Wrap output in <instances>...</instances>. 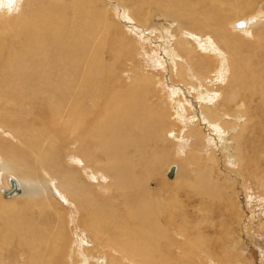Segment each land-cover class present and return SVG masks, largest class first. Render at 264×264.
<instances>
[{"label": "rangeland", "instance_id": "374dc122", "mask_svg": "<svg viewBox=\"0 0 264 264\" xmlns=\"http://www.w3.org/2000/svg\"><path fill=\"white\" fill-rule=\"evenodd\" d=\"M69 1L0 0V82L12 84L18 79V74L24 77L22 71L25 70L20 63L25 60L29 62L31 56H15L20 55L18 37L26 28L27 20H42L48 14V4H53L57 10H61L59 6ZM165 1H169L178 17L167 15L170 11L157 6L153 3L154 0H122L125 6L121 7L120 3L116 2L117 9L114 14H107L108 19L111 17L114 27L107 37L109 40L106 38V46L113 44L111 38H115L117 43L113 49L109 47L103 50L101 58L108 61L109 50L119 55L114 67L120 68L123 65V75L120 72L112 78L105 72L95 86L85 85L83 82L87 78V68L82 67L85 73L81 76L79 72L80 78L70 82L74 90L79 87L80 80L83 81L82 114L86 122L77 123L79 128L76 132L79 131L80 134L68 137L64 130L59 131L60 127L56 123L58 117L44 113L37 115L35 124L30 125L34 115L29 117V112H36V106L39 105L35 102L39 98L37 96H42L38 100L46 98L42 95L41 88H45L42 82L38 83L41 88L33 90V95L25 90L20 92V96L25 98L24 102H11L6 105L7 112L0 111V186L5 185L7 177L34 181L32 187L23 183L22 194L14 199H3L0 194V204L6 206L0 209V264H111V256L105 253V243L97 241L94 236L97 234L96 230L90 228L92 221L97 224L100 233L109 234L110 238L116 239L114 242L119 240L130 256L135 255V260H139L141 255L149 260L150 253L153 259L150 264H264V103L260 96L254 95L251 104L247 94L253 80L262 81L264 84V78H260V74L264 76V21L253 25V36L257 37L255 41L243 37L240 33L235 34L228 26L238 16L258 9L259 3L260 8L264 10V0H250V7L246 6V0H188L189 5L177 2L186 0ZM93 2L92 6L96 11L106 8V0ZM127 8L132 9L133 19L129 16ZM154 14H157V19ZM163 23L173 26L166 35L159 30L164 27ZM179 24H185L189 30L202 32L203 36L213 41L219 53L223 54L220 60L212 54L200 51L201 49L189 40L197 54L193 56L192 63H188L185 55L181 54L173 43L172 37L176 36L175 31ZM116 25L119 29L115 28ZM102 26L99 27L100 30L103 29ZM14 30H19V33H13ZM122 36H125V42L120 44ZM142 37H145V40ZM96 38L103 40L102 31ZM5 44L8 46L3 47ZM119 48L123 51L120 52ZM169 49H176L177 52H173L181 57V62H185L188 74L194 78L197 76L199 86L206 89L208 94L213 93L208 96L210 98L206 107L219 114L215 122L211 123L208 118L203 117L195 105L197 101L194 94L191 96L184 86H178L179 70L173 65V70L170 71L171 62L167 59L166 52ZM215 49L214 47L212 50ZM90 55L91 52L87 56ZM217 61L221 66V69H218L221 72L217 70L218 73L213 69ZM89 62H92V57ZM112 63V60L107 62L105 68H110ZM88 67L90 72H104L105 69L95 64H89ZM182 71L187 80L189 75L185 74V70ZM234 75L238 81L230 85ZM137 77L144 80L140 87L130 90ZM30 79L32 81L33 77ZM35 82L32 83L37 85ZM230 89L237 90L242 103L249 106L250 115L257 116L244 131L246 137L241 146L242 159H236V143L227 137L232 134L237 136L246 125V120L240 114L223 115V109L219 108L221 105L230 111L235 106L228 102L230 96L226 93ZM257 89L261 90L259 87ZM114 94L126 100L128 97H134L135 101L132 104L125 103L127 107L124 106L121 112L120 109L116 112L118 103H115L117 99H114ZM31 98L33 100H30ZM188 100H191L192 107L185 103ZM240 100L237 99L239 104ZM129 112V120L125 119V125L120 127L117 118H123L129 115ZM92 117L95 121L90 122L91 126H88L87 122ZM222 122L229 124L227 128L222 127ZM116 127L121 129L117 130ZM28 128L32 129L38 138V149L47 155L46 165L39 161L41 157H35L37 150H28L25 146L23 148L21 137L14 133L19 129L26 134L29 132ZM59 132L62 133L63 139L57 142L53 138ZM83 132L97 135V138L102 140H97L99 144L95 146L97 142L92 140V136H83ZM118 133L122 134L125 142L117 141ZM82 136L84 142H81ZM67 138L70 143L66 141ZM18 160L19 166L16 167ZM39 166L41 170H38ZM170 167L174 168L172 178L167 176ZM93 171L99 172L100 176H94ZM116 171L122 179L127 175L140 178L132 181L127 201L115 186ZM69 174H73L71 181L76 179L78 183L83 182L88 186L91 195L99 204L104 205L112 200L119 207L125 202L120 210L113 211L112 221L108 220V215L101 213V222H98L89 218L86 210L77 206L80 198L68 195L74 192L71 190L72 184L68 183L70 189H65V180ZM41 189L46 191L45 196ZM82 194V197H85L84 193ZM149 196L155 201L149 202ZM140 204L147 205L148 215L151 214L148 219L146 216L141 218L137 209ZM9 206L11 209H7ZM30 210L40 215L38 226L42 228V232L47 228L53 230L56 227L57 231L53 234L58 239L61 237L59 250L50 262L44 256L46 236H38L42 241H39V249L28 253L27 256L19 245L17 235L23 224L20 223L18 213L28 212L27 216L30 217ZM160 214L162 216L158 218ZM153 223L156 224L151 227ZM166 233L168 238H164ZM149 235L152 236L151 239L148 238ZM129 245L134 249L128 250L126 246ZM72 260L75 261L72 263Z\"/></svg>", "mask_w": 264, "mask_h": 264}, {"label": "bare ground", "instance_id": "6f19581e", "mask_svg": "<svg viewBox=\"0 0 264 264\" xmlns=\"http://www.w3.org/2000/svg\"><path fill=\"white\" fill-rule=\"evenodd\" d=\"M7 1L10 2L11 0H7ZM61 1H63V0H61ZM116 2H119L121 7L125 6V4L122 2V0H106V4H105L106 8L105 9H100L99 8L98 11H96L93 8V6H92V4L94 3L93 0H70L69 2H64V3H62L59 6L61 10H57L54 6H52L53 4H48L47 5L48 6V14L45 15L42 20H39L37 18L34 19V20L28 19L27 20V24H26V28L24 30H22V32L20 33V35L18 37L19 38L18 41H19V44H20V47H19L20 55L16 54L15 57H19V56H22V54H24V55H30L31 58L29 59V62L25 60L24 62L20 63V64H23V68L25 70V71H22L23 76H24L23 78L20 77V74H18L17 75L18 79H15L13 81L14 83H12V84H9V83L6 84V83H4V81L0 82V111L7 112V109H5L6 105L7 104L9 105L11 102L12 103H20L21 101L24 102L25 98L20 96V92L25 90V91H29L30 95H31V92H32V95H33L34 91H36V88L41 85V84L39 85L38 83L42 82L44 84L43 86H45V88L44 89L41 88V87H38V88H41V90H43L42 91V95L46 96V98L44 97L45 99L38 100L39 98L42 97V96H40L41 95L40 94V95L37 96V98L39 97L37 99V101H35V99H34V101L39 103V105L38 106L32 105V107L36 106L37 108H36V112H34V113L33 112H31V113L29 112V114H30L29 117H32L34 115V120L30 121V125L35 124V119H36L37 115L39 116V115H42L44 113V114H48V115L57 116L58 117L57 118L58 122H56V123L60 127L59 131L60 130L61 131L64 130V133L67 134L68 137L69 136H74L75 137L76 134L77 135L80 134L79 131H78V133L76 132L77 129L79 128L77 123L85 124V122H86L85 118H84V116L82 114V105L84 103V101H83L84 99L82 97L84 95L83 94L84 93L83 92L84 89L82 88L83 86H81V82H83V81L80 80L79 87L74 88V90L71 88L70 82L73 81V79L77 80V79L80 78L79 72H80L81 76L85 73V71H84V69L82 67H86L87 68L86 69V73H87L86 77L87 78L84 80L83 83L85 85H90L91 84L92 86H95L97 84V82L100 81L103 78V73L105 74V72H106L110 77L114 78V76H118V74L122 70L121 67L123 65L120 68H117V67L115 68L114 67V63H116L117 59L119 58V55H116L115 52L111 53L110 50L107 51V54H108V57H109L108 61H106V59H102L101 58V57H103V53H104L103 50H106L109 47H111L113 49L115 47L116 43H117L115 38H111L110 41L113 44L110 45V46H106V44H107L106 38L111 34L110 32H111V30L114 27V25L112 24V22L110 20L111 17L109 16L110 19H108L107 18V14L110 13V12L112 14H114V11H116V9H117ZM168 2L169 1H165V0L164 1L154 0L153 3H155L159 7L166 8V10H169L170 12L167 15H171L172 17H178L177 16L178 13L173 11L172 7L170 6L171 4H169ZM177 2L178 3H180V2L181 3H185L187 5L190 4V2L188 0H186V1H177ZM246 2H247L246 3L247 7H250L252 5L250 0H246ZM215 5L216 4H213V6H215ZM238 5H240V3H238ZM230 7H231V5H230ZM127 9L129 11V13H128L129 16L133 19V11H132V9L131 8H127ZM133 9H134V7H133ZM215 11H217V10H215ZM251 12L249 14H247V15H242L241 17L238 16L237 19L233 20V22H230L228 26L232 29L231 31H233L235 34L240 33V34L243 35V37H246L249 40H253L254 39V41H255L257 37L253 36L252 28H253V25L255 26V23L258 24V22H260L261 20L264 21V18H263L264 17V10L260 8V3H259L258 9L253 10L252 13ZM241 14H243V13H241ZM154 16L157 19V14H154ZM151 17H153V14L151 15ZM158 19H159V17H158ZM23 20L24 19H22V21ZM116 20H118V19H116ZM157 23H159V22H157ZM160 23H162V22H160ZM163 24H164V27H162V29H159V30H160V32L162 30L165 33V35H166V33L170 32V30H171L170 27H173V26H171L170 23H163ZM101 25H103L102 26L103 29L100 30L99 27ZM142 26L147 27L146 24H142ZM177 27H178V25H176V28ZM115 28L119 29V26L116 25ZM193 30H189L186 27L185 24H179V27L175 31L176 36L172 37L174 45L178 48V50H179V52L181 54L185 55V58L188 61V63H192L193 56L197 54L196 50L190 44L189 40L193 41L196 44L195 46H197V48L201 49L200 51H204V53H207V54H212L214 57H216L217 59L220 60V58L222 57L223 54L219 53V51H218L219 49L213 43V41H211L208 37L203 36L202 32L193 31ZM100 31H102L103 40H101L100 38L99 39L96 38L97 34ZM14 32H18L19 33V30H14L13 33ZM44 34H46L47 36H45ZM107 39L109 40V38H107ZM123 39H125V36L121 37L120 44H121V42H125ZM170 40H171V38H170ZM157 41H160V40H157ZM169 44H166V45H169ZM7 46L8 45L5 44L3 47H7ZM214 47L216 49L212 50V49H214ZM171 49H169L168 51H166V50L165 51L167 52V59H169L170 62H171L170 71L173 70L172 69L173 65L176 66L177 69L179 70L178 73L176 72L177 73V77L179 79L178 82H177L178 86H184L188 90L187 91L185 89L189 95H191V94L193 95L194 94L196 96V101H197L195 103V105L198 106V109L201 112V114H203V117L205 119L208 118L211 123L215 122V120L219 118V114L215 113L216 111L214 112L210 107H206L207 106L206 105L207 104V100H209V98H210L208 96L213 94V93L208 94L206 92L207 91L206 89H203L202 87L199 86V83H198L199 82L198 81L199 78L195 75L198 78L197 79L195 77L196 78L195 79L191 74H188V71L186 69V65L184 64L185 62H181V60H179L181 57H179V56L174 54V52H177V50L175 49L176 50L175 51L173 49L174 50V52H173V50H171ZM211 50H212V53L210 52ZM119 51L122 52L123 49L119 48ZM90 52H91V55L87 56ZM35 54H37V56H35ZM90 57H92V62L91 63L89 62V58ZM235 57H236V55H235ZM111 60H112L113 63L111 64L110 68H105V66L107 65V62H109ZM221 61H223V60H221ZM152 63H154V61ZM89 64H95V65H99V66L105 68L104 72L103 71H97V70L90 72V69L88 67ZM158 64L160 65V63H158ZM167 64H168V62H167ZM197 64H199V63L197 62ZM222 64H223V62H222ZM163 65H164V63H163ZM192 65H194V62H193ZM40 66H41V68L39 69ZM220 67H221L220 63H218V61H217L216 64H215V68H213V69H215V72L218 73V71H219L218 69H221ZM187 68H189V66ZM32 70H33V72H32ZM182 70H185L184 71L185 74L189 75L187 80L184 77ZM70 71H72L73 73L70 72ZM219 72H221V71H219ZM31 73H32V75H31ZM122 75H123V73H122ZM31 76L33 77L32 81L30 79ZM260 76H261L260 77L261 79L264 78V76H262V74H260ZM175 77H176V75H175ZM229 77H230V75H229ZM151 79H153V78L151 77ZM216 79L219 80L218 78H216ZM135 80H137V81L133 85H131L130 90H132V89H134L136 87H140V84L144 80V78L137 77V78H135ZM34 81H36L35 83H37V85H34V83H32ZM236 81H238V80H237L236 75H234L232 77V80L230 81V85H233L234 83H236ZM211 85H212V83H211ZM238 85H240V83ZM258 87L261 89L260 91H258V89H257ZM229 88H231V87H229ZM123 91H124V89H123ZM95 92L98 93V90H96ZM174 92L175 91H173V93ZM173 93L171 92L172 95H173ZM238 93L239 92L237 90H235V89H232V90L230 89V91L228 93H226V94H228L230 96V98L228 99V102L229 103L232 102V104L235 105L230 111H228V109H225L221 105L219 106V108L223 109V113H222L223 115L234 116L235 114H240V116H242V118L244 117L245 120H246V122H244V124L246 123V125L241 129L240 133L237 132L238 133L237 136L232 134L230 137H227L228 139H233L235 141V143H236V146H237V149H238L237 150L238 151V155H237L238 158H236V159H242L241 146L244 144L243 142H244V139L246 137L244 135V131H246V128L250 124L251 120L253 118H256L257 116H251L250 115L251 113H250L249 106H246L244 103H242L243 100H240L241 99V95H238ZM226 94L224 95L225 97H226ZM247 94H248V96L251 99L250 100L251 104H253V99H254V97L256 95L260 96L261 101H263V103H264V84H263V82L262 81H258V80H253L251 85H250V88L248 89ZM175 95H176V93H175ZM118 96L119 95L114 94V99H117V101H115V103H118V107L115 108V109H117L116 112L119 109H120L119 112H121V110L124 108V106H126L125 103L130 102L132 104L135 101L134 97H128V100H126L125 98H120V96L119 97ZM32 98H34V97H32ZM32 98L30 100H33ZM193 98H194V96H193ZM237 99H239L241 101V104H239V102H237ZM108 100L110 101L111 99L109 98ZM29 103H30V101H29ZM185 103H187L190 107H192L191 100H188ZM181 104H179V105L182 106ZM94 105L96 106V104H94ZM142 105H143V103H142ZM195 105H194V107H195ZM51 106H54V107H51ZM184 108H185V106H184ZM184 108H181V109H184ZM145 110H144V112H145ZM177 110H178V107H177ZM191 110H192V108H191ZM188 112L190 113L189 109H188ZM145 113L147 115V112H145ZM186 114H187V112H186ZM198 114H199V112H198ZM130 116H131V114L129 112V115L123 116V118L122 117H118L117 118V121H118L117 124H121L120 127H123L125 125V123H124L125 119L129 120L128 118ZM221 117H223V116H221ZM131 120H133V119H131ZM74 121H76V123ZM94 121H95V118L92 117L91 120H89L87 122V125L91 126L90 122L94 123ZM203 121H206V120H203ZM228 125L229 124L227 122H222V127L227 128ZM230 125L234 126V124H230ZM120 127L119 128L116 127V129L119 130V129H121ZM213 127H214V125H213ZM196 129H198V128H196ZM28 130H29V132H26V134H23L22 130H19V129L14 131V133L16 132L17 135L19 137H21V140L23 142L22 143L23 148L25 146V149L27 148L28 150H29V148L36 149L37 151L36 150L35 151L37 152L36 153L37 155L36 156L33 155V156L38 157L39 159L41 157V159L39 161H41L43 164H45L47 162V160H45L47 155L43 154L41 152V150L38 149V147H37L38 138H37L36 134L32 131V129L28 128ZM213 131H214V129H213ZM27 133H28V135H27ZM118 134H119V138H118L117 141L125 142V140L123 139L122 134L121 133H118ZM262 135H264V133H262ZM83 136L91 137L92 135L89 134V133L84 134V132H83ZM83 136L81 138V142H84L83 141V139H84ZM62 137H63L62 133L59 132L58 135L55 138H53V140H56L58 142V141L63 139ZM71 140H73V139L71 138ZM92 140H95L96 142L98 140V141L101 142L102 138H97V135H93L92 136ZM48 141H49V144L51 145L52 141H51L50 136L48 137ZM66 141H68V138L66 139ZM77 141H78V139H77ZM98 144L99 143L97 142V144L95 146H97ZM60 145H62V143ZM82 145H84V144H82ZM122 145H124V143ZM115 146H117V145H114V147ZM230 149H231V147H230ZM95 150H96V148H94V151ZM8 152H11V151L9 150ZM49 155H50V153H49ZM87 155H86V157H87ZM21 160H23V159H21ZM50 160H53V159H50ZM89 161H90V158L88 159V162ZM241 161L239 160V162H241ZM9 163H11V162L9 161ZM16 163H17V161H16ZM80 163H81V161H80ZM83 164H84V162H83ZM17 166H19V160H18V165L16 164V167ZM24 167H26V166H24ZM83 168H84V166H83ZM38 170H41L40 166H39ZM56 172L58 173V171H56ZM93 174L96 177L100 176L99 172L93 171ZM114 174L116 175L115 176V182H116L115 186H116L118 192L124 198H126L125 200L127 201L128 191H129L130 186L132 185V181L140 180V178L138 179L137 176L136 177L135 176L132 177L131 175L128 177V175H127V176H125L126 178L122 179V177L119 175L118 171H116ZM173 174H174V168L172 167L171 178H172ZM71 175H73V174H71ZM71 175L70 174L67 175L68 179L65 180L66 181L65 189L69 190L70 189V185L68 183L72 184L71 190L74 191V192L71 193V194H68V195L78 196L80 198L78 200L79 204H77V206L79 205L81 208L86 210V213L88 214V217L92 218V219H94V220H96L98 222H101V220H100V214L101 213H105L106 215H108V220L112 221L114 219V217L111 216L114 213L113 211L114 210H116V211L120 210L122 208V206L125 204V202H124V204L120 205L119 207H118V205H115L112 200H109L104 205H103V203L99 204L97 202V200L91 195L92 192L90 193V191L88 190V186H86L83 182L82 183H78L76 181V179L71 181L70 179L73 177ZM30 177H31V175H30ZM0 178H1V170H0ZM31 180H33V179H31ZM33 182L34 181L30 182V180L27 181V180H23V179L16 180V179H14L12 177H9V178L7 177V182L4 183L5 185L0 186V194H1L3 199H7V200L14 199V197L20 196L22 194V191H23L22 190L23 189L22 188V184L23 183H26L30 187H32L33 186ZM11 185L13 186V188H11ZM41 190H42V194L45 196L46 195V191L44 189H41ZM3 191H7L8 194L7 195L3 194ZM106 191H108V190H106ZM82 193H84L85 197H82V195H83ZM108 198L111 199L110 197H108ZM154 201L155 200H151V196H149V202H154ZM1 207L3 208V207H6V206L0 204V209H1ZM10 207L11 206L7 207V209H9ZM29 208H30V206H29ZM14 209L16 210V208H14ZM137 209H138V212L141 215L142 219H143L144 216H146L147 219H148V216L151 215V214L148 215L149 209H148L146 204H143V206H142V204H140L137 207ZM0 211H2V210H0ZM30 214H31V216L29 217V216H27L28 212L25 213L24 211H21V212L18 213V217H19L20 223L23 224L21 230L18 232V235H17V237L19 239V245L23 248V253L25 254V256H27L28 253L34 252V251L39 249L38 247L40 246V243H42V241L38 239V236L40 235L41 238H44L46 236L47 237L46 238L47 241L45 242V240H44V242H45V248L44 249L46 250L44 252V256L50 262V261H52V257L56 256L55 254L59 250V247H60L59 242H60L61 237H60V239H58V237L56 235L54 236L53 232L57 231L56 227H54V228L52 227L53 228V230H52V229H49V228L45 229V226H44L43 229H45V230L42 232L41 231L42 228L38 226L39 225L38 220L40 218V215L38 213L32 212L31 210L29 212V215ZM161 216H162V214H160L158 218H161ZM18 217H16V218H18ZM156 223H153L150 226L152 227ZM49 227H50V225H49ZM91 227L94 228V230H96V232H97V234L96 233L94 234L95 239L97 241H99V242H104L105 243V253L108 256H111V259H110V263L111 264H123L121 262H126L127 264H150L151 261L153 260L150 253H149V257H148L149 260L146 259L145 257H143L142 255L139 257V260H135V255L130 256L129 253L126 252L124 245L119 240L114 242L116 239L110 238L109 234H106V233H104V235H105L104 236L102 234V232L100 233V230H99L97 224H95L93 221L90 223V228ZM109 231H111V230H109ZM102 237H104V238L102 239ZM112 237H116V236L112 235ZM49 238H52V240H50ZM148 238L151 239L152 236L149 235ZM164 238H168V234L167 233H166V235H164ZM39 241H40V243H39ZM126 248L128 250L129 249H131V250L134 249L130 245L126 246ZM73 261H75V260H72V263H73ZM73 264H75V263H73Z\"/></svg>", "mask_w": 264, "mask_h": 264}, {"label": "water", "instance_id": "95a60500", "mask_svg": "<svg viewBox=\"0 0 264 264\" xmlns=\"http://www.w3.org/2000/svg\"><path fill=\"white\" fill-rule=\"evenodd\" d=\"M172 175V168L170 167L169 168V170H168V172H167V176H171ZM11 188H13V186L11 185ZM3 194H5V195H7L8 194V192L7 191H3Z\"/></svg>", "mask_w": 264, "mask_h": 264}]
</instances>
